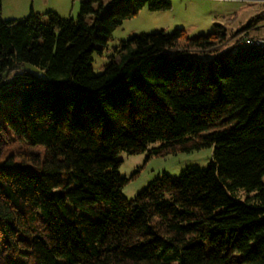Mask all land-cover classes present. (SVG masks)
Wrapping results in <instances>:
<instances>
[{"label":"trees","instance_id":"1","mask_svg":"<svg viewBox=\"0 0 264 264\" xmlns=\"http://www.w3.org/2000/svg\"><path fill=\"white\" fill-rule=\"evenodd\" d=\"M1 5L0 264H264V46L197 54L227 41L230 20L137 33L97 74V45L171 1L84 0L77 18L10 20ZM196 69L205 83L180 90ZM15 140L43 152L17 160L5 154ZM154 142L150 155L213 147V160L128 199L116 156Z\"/></svg>","mask_w":264,"mask_h":264},{"label":"rangeland","instance_id":"2","mask_svg":"<svg viewBox=\"0 0 264 264\" xmlns=\"http://www.w3.org/2000/svg\"><path fill=\"white\" fill-rule=\"evenodd\" d=\"M108 4L111 0H102ZM172 7L169 10L152 11L146 5L138 14L130 19L125 20L112 34L107 45L99 51L100 45L93 52V70L99 74L103 72L105 66L113 56H117L116 49L123 40L130 38L137 33H149L165 30L172 32L175 28H183L189 35L208 34L215 30L216 23H224L222 20L213 15L212 4L202 3L197 0H170ZM2 20H10L27 16L31 9L45 13L46 4L44 0H2ZM62 13L66 10L64 5L58 7ZM80 10V5L78 12ZM47 12V11H46ZM78 12L72 14H61L63 17L77 18ZM60 14V13H59ZM242 16V15H241ZM248 20L240 18L235 24H229L228 39L218 46L205 50L197 51L202 57H207L215 49H226L234 42H243L250 37L248 28L245 24ZM252 26V25H251ZM250 26V27H251ZM249 27V28H250ZM237 28V29H236ZM24 70H29L35 76L45 78L46 73L43 69L32 64L24 65ZM206 70L199 73L197 69L190 74L180 75L176 78L180 90L189 86H195L200 81L205 83ZM159 145V142L151 143L148 150L139 153H128L121 151L116 156L121 161L119 172L121 176L129 178L122 188L123 194L132 199L139 192L145 189L153 180L168 174L178 178L187 169H206L213 160V147H203L192 152H179L177 154L150 155L149 150ZM42 147H29L22 141H11L5 147V154H13L17 160L27 158L28 154H41ZM247 192L241 190L238 197L245 199Z\"/></svg>","mask_w":264,"mask_h":264},{"label":"crops","instance_id":"3","mask_svg":"<svg viewBox=\"0 0 264 264\" xmlns=\"http://www.w3.org/2000/svg\"><path fill=\"white\" fill-rule=\"evenodd\" d=\"M82 1L84 0H44L46 4L45 7L46 9L44 12L55 11L58 14L60 13L59 15L72 14L78 12L79 5ZM197 1L202 3L212 4L213 15L225 21L230 20V23L232 25L237 23L240 20V18H244L248 20V22L250 20H253L252 26L248 28L250 37L264 39V0H197ZM60 5H64V7H66V10L63 11L65 13H62V11L58 9ZM37 12L40 13L41 11H37Z\"/></svg>","mask_w":264,"mask_h":264},{"label":"built area","instance_id":"4","mask_svg":"<svg viewBox=\"0 0 264 264\" xmlns=\"http://www.w3.org/2000/svg\"><path fill=\"white\" fill-rule=\"evenodd\" d=\"M243 45H257V46H264V39L259 38H247L242 42Z\"/></svg>","mask_w":264,"mask_h":264}]
</instances>
